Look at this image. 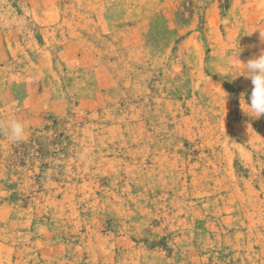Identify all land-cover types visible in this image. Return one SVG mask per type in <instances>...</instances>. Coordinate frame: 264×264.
I'll return each mask as SVG.
<instances>
[{"label":"rangeland","instance_id":"374dc122","mask_svg":"<svg viewBox=\"0 0 264 264\" xmlns=\"http://www.w3.org/2000/svg\"><path fill=\"white\" fill-rule=\"evenodd\" d=\"M264 0H0V264H264Z\"/></svg>","mask_w":264,"mask_h":264},{"label":"clouds","instance_id":"9594fccd","mask_svg":"<svg viewBox=\"0 0 264 264\" xmlns=\"http://www.w3.org/2000/svg\"><path fill=\"white\" fill-rule=\"evenodd\" d=\"M259 33L261 40L264 41V32L259 31ZM240 51L235 52L233 59L243 65L244 76L250 78L252 84L250 103L245 102L242 94L240 105L246 114L258 119L264 115V50L257 57L247 60L246 63H242L237 58ZM0 128L4 129L11 143L22 142L27 138V126L22 120L11 119L6 124H0Z\"/></svg>","mask_w":264,"mask_h":264}]
</instances>
